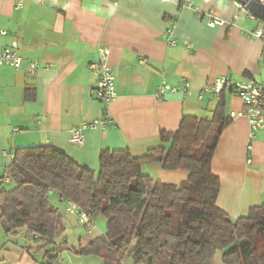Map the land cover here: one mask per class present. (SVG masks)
I'll return each instance as SVG.
<instances>
[{"label": "crops", "instance_id": "crops-1", "mask_svg": "<svg viewBox=\"0 0 264 264\" xmlns=\"http://www.w3.org/2000/svg\"><path fill=\"white\" fill-rule=\"evenodd\" d=\"M177 1L0 0V29L6 32L0 47H11L39 65L33 76L23 67L0 65V174L15 150L26 146L51 145L95 171L102 150L127 148L134 156L143 155L160 144V130H176L184 115H212L220 94L199 98L206 84L222 76L264 83L262 44L248 35L257 20L240 14L233 24L210 26L206 15L196 17ZM193 1L227 22L236 13V0ZM102 47L109 49L107 64L114 75L115 96L107 103L97 98L99 77L88 68ZM182 78L190 82L186 93L156 96L162 81L176 85ZM221 97L231 120L218 139L211 169L219 177L216 205L235 219L264 203V130L251 138L246 117H231L243 109L240 97L228 88ZM105 114L107 125L85 130L82 145L69 141L72 127ZM143 172L173 183L186 177L185 171L165 170L157 162L144 163ZM2 184L12 187L7 176L0 177ZM53 203L64 232L67 223L79 222L67 213V200L56 195ZM105 225L101 217L90 218L76 243L66 247L88 244L105 232ZM12 237L18 244H9L0 225V264H41L20 246L22 235ZM123 264L134 262L126 256ZM212 264H226L220 251Z\"/></svg>", "mask_w": 264, "mask_h": 264}, {"label": "trees", "instance_id": "trees-1", "mask_svg": "<svg viewBox=\"0 0 264 264\" xmlns=\"http://www.w3.org/2000/svg\"><path fill=\"white\" fill-rule=\"evenodd\" d=\"M221 96L210 117L184 115L176 130H160V144L143 155L102 150L96 171L51 145L17 148L0 174L12 183L0 188L3 231L22 235L20 246L41 264H58L63 250L101 264H123L126 256L134 264H212L216 251L226 264H264V203L235 219L216 205L219 177L211 159L231 120ZM146 162L183 170L186 177L179 184L153 179L143 172ZM52 195L89 218L102 216L105 232L84 246L66 247Z\"/></svg>", "mask_w": 264, "mask_h": 264}, {"label": "built area", "instance_id": "built-area-1", "mask_svg": "<svg viewBox=\"0 0 264 264\" xmlns=\"http://www.w3.org/2000/svg\"><path fill=\"white\" fill-rule=\"evenodd\" d=\"M260 1L264 5V0ZM177 4L180 7L191 9L196 17H202L203 15H206L208 17L207 24L210 26L233 24L234 20H236L240 14H245L249 19L257 20V27L248 31V35L256 37L261 41V55L264 59V23L258 20L251 12H249L245 5L236 0V13L234 14L233 18L227 22L222 17L216 15L212 9H209L206 12L202 11L193 0H179L177 1ZM5 33L6 32L4 30L0 29V35H4ZM168 33H170V29H168ZM168 42L173 44L175 41L173 39H169ZM98 51V61L90 62L88 64V68L91 71H96L99 77L97 87L95 88V94L97 98L101 102L107 103L115 96L114 75L107 64L109 49L102 47L99 48ZM142 61L144 62V59ZM0 65H7L15 69H20L23 67L24 72L29 76H33L39 67L37 61L25 58L11 47H0ZM189 88L190 82L185 78H182L176 85H170L162 81L157 88L156 96L161 98L166 92L186 93ZM226 88L235 92L243 103V109L237 113L232 112L231 117L235 115H243L246 117L249 126V136L251 138L256 132L264 130V83L256 82L254 80L234 81L228 76H222L215 82L206 84L204 87L199 89L197 95L199 98H202L206 93L219 95L221 91ZM107 122L108 116L105 114L102 116V118L94 119L89 122H83L80 125L72 127L70 129L69 141L75 145H82L85 141V130L95 129L98 127L104 128L107 125ZM66 211L68 214L77 215L78 220L82 225H87L90 222L89 216L72 202L68 203Z\"/></svg>", "mask_w": 264, "mask_h": 264}, {"label": "rangeland", "instance_id": "rangeland-1", "mask_svg": "<svg viewBox=\"0 0 264 264\" xmlns=\"http://www.w3.org/2000/svg\"><path fill=\"white\" fill-rule=\"evenodd\" d=\"M174 177H175V175H174ZM167 180L169 181V179H167ZM182 180H184V179H182ZM176 182L179 184L181 181H176ZM3 186L5 188H10L11 185L10 184H4ZM55 197H56V195H52L51 196L50 201L52 203H53ZM99 217H101V219H104L102 216H99ZM81 228H82V225L79 222L74 223L72 221L70 223H67L66 231L63 234L64 237H65V241H64V245L65 246H71V244L76 243L77 237L80 234H82ZM105 228H106V225H105ZM8 237L10 238L9 244H13L12 241H15L16 239L13 238L11 235H8ZM17 240L19 242H21V238L20 237H17ZM92 259H95V260H83L82 258H78L77 256L68 253L66 250H63L60 253V258L58 260V264H68V263L69 264H97V262H95V261H99V258H96V257H94Z\"/></svg>", "mask_w": 264, "mask_h": 264}, {"label": "water", "instance_id": "water-1", "mask_svg": "<svg viewBox=\"0 0 264 264\" xmlns=\"http://www.w3.org/2000/svg\"><path fill=\"white\" fill-rule=\"evenodd\" d=\"M241 4L245 5L247 10L251 12L257 19L264 21V5L260 0H237ZM51 194V191H49Z\"/></svg>", "mask_w": 264, "mask_h": 264}]
</instances>
